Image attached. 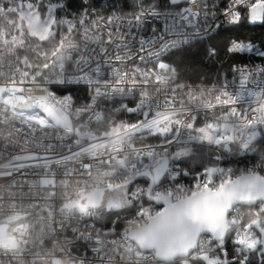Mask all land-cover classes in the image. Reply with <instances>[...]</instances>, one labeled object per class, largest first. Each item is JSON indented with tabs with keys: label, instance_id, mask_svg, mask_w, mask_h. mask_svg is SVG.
<instances>
[{
	"label": "snow or ice",
	"instance_id": "snow-or-ice-1",
	"mask_svg": "<svg viewBox=\"0 0 264 264\" xmlns=\"http://www.w3.org/2000/svg\"><path fill=\"white\" fill-rule=\"evenodd\" d=\"M71 8L0 0V264H264V154L221 166L264 151V46L210 87L167 59L264 0Z\"/></svg>",
	"mask_w": 264,
	"mask_h": 264
},
{
	"label": "trees",
	"instance_id": "trees-1",
	"mask_svg": "<svg viewBox=\"0 0 264 264\" xmlns=\"http://www.w3.org/2000/svg\"><path fill=\"white\" fill-rule=\"evenodd\" d=\"M68 2L72 5L71 11L75 12L80 8L82 2L86 6H99L101 8H108L110 5L116 4L124 8L125 11L130 10L134 4V0H68ZM244 15L247 16V12H244ZM237 36L264 46V24L245 22L236 31H222L219 38L212 42L217 46L216 56L209 57L207 55L206 49L211 46L210 44H201L194 41L181 49L175 50L174 53H170L167 57L168 62L177 67L180 79L185 82L192 84L212 83L220 73L229 72L232 64L244 63L250 58L248 55L233 56L226 52L228 41ZM253 60L261 61L259 57H255ZM72 94L79 97L80 101H84L86 98V91L82 88L73 89ZM261 154H264V151L258 150L254 155H251V161H258ZM186 181H191V177L186 178ZM130 215L131 213H123L121 221ZM227 246L230 250L233 248L231 241Z\"/></svg>",
	"mask_w": 264,
	"mask_h": 264
},
{
	"label": "built area",
	"instance_id": "built-area-1",
	"mask_svg": "<svg viewBox=\"0 0 264 264\" xmlns=\"http://www.w3.org/2000/svg\"><path fill=\"white\" fill-rule=\"evenodd\" d=\"M222 2V3H221ZM228 0H219V8H223L226 4H227ZM244 12H247L246 10H243ZM75 13V12H74ZM194 42V41H192ZM191 42V43H192ZM190 43V44H191ZM187 46V45H185ZM253 58H255V56H251L247 62H244V63H261L262 61H254ZM235 64H241V63H235ZM175 66V65H174ZM176 67V66H175ZM230 73V71H229ZM216 81V80H215ZM214 82V81H213ZM204 85H207V86H211V83H203ZM197 84H193V86H195ZM86 96H87V92H86ZM83 102V100L81 101ZM0 144H2V141H0ZM251 155L247 156V157H229L228 158V162L225 164L224 162L221 163V166H227V167H232L234 169H243V168H246V167H249L251 166L254 162L256 161H251ZM190 181H186L185 180V183H189ZM4 183V179H0V184ZM58 203V201H57ZM250 210L247 209V208H242L241 209V215H246Z\"/></svg>",
	"mask_w": 264,
	"mask_h": 264
},
{
	"label": "rangeland",
	"instance_id": "rangeland-1",
	"mask_svg": "<svg viewBox=\"0 0 264 264\" xmlns=\"http://www.w3.org/2000/svg\"><path fill=\"white\" fill-rule=\"evenodd\" d=\"M73 13L75 12V11H72Z\"/></svg>",
	"mask_w": 264,
	"mask_h": 264
}]
</instances>
